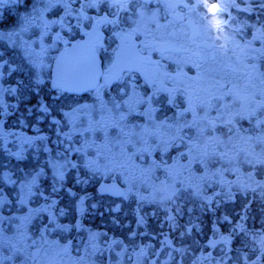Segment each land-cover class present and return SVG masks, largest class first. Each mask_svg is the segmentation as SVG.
Wrapping results in <instances>:
<instances>
[{"label": "snow or ice", "instance_id": "snow-or-ice-1", "mask_svg": "<svg viewBox=\"0 0 264 264\" xmlns=\"http://www.w3.org/2000/svg\"><path fill=\"white\" fill-rule=\"evenodd\" d=\"M139 187L155 245L50 239ZM238 191L264 200V0H0V264H186ZM256 203L216 215L188 264H264Z\"/></svg>", "mask_w": 264, "mask_h": 264}, {"label": "flooded vegetation", "instance_id": "flooded-vegetation-1", "mask_svg": "<svg viewBox=\"0 0 264 264\" xmlns=\"http://www.w3.org/2000/svg\"><path fill=\"white\" fill-rule=\"evenodd\" d=\"M175 153H173L174 155ZM160 175V173H157ZM230 180L235 179L233 176L228 177ZM105 184H112L114 181L112 179H107L101 181ZM115 183L118 184L120 187H126L122 179L115 180ZM98 186V185H97ZM137 190L133 189L135 193ZM219 191V188H217ZM234 191H236L234 189ZM151 189L145 187H139V194L145 196L147 199L140 204L138 199H134L131 195L127 199H121L116 196L112 197H105L102 205V209L104 212L103 216L100 215H89L84 219L85 231L82 233L73 232L71 236L64 237L63 239L60 236H52L50 239L52 240H60L62 243L65 242L67 239H72L73 245H81L83 242H86L88 236V230L91 229L92 231H102L107 232L108 236L111 238L115 236L118 239H123L127 243L130 237L129 229L133 232H144L147 234L146 236H137L134 238L135 245H155L158 239H163L162 236H159V230L161 229V225L164 220L163 210L158 209L157 205L151 203ZM237 199L231 202H227L226 208H221L220 212L216 215H224L225 212H231V216L235 217L238 212H240L241 206L244 204L246 200H252L255 195V200L257 203L254 205L256 211H254L250 218L246 221V227L253 230H261L262 225H264V214L259 212V208L261 204H264V200H261L259 193L253 194L251 192L245 194L242 191L236 192ZM113 202L116 205H119L122 208L120 213H109L108 208L113 206ZM187 207L191 208L193 205L191 203L187 204ZM196 216L200 215V211L195 213ZM216 215H213L211 212L204 214L202 217L203 225H201L205 231L198 235H193V237L187 240V244L192 247V251L188 253L186 264L190 262L192 258L195 256H199L201 253L200 251H196L195 249L200 247V245H204L207 243L208 239H211V232L208 231L210 224L215 223ZM114 216H118L119 220L122 222V227H115L112 224V219ZM140 216L144 217V222L141 225H137L136 221ZM188 216L185 215L181 219V223L186 222ZM195 219V217H193ZM231 230V226L225 224L221 229L224 234H227L225 231ZM165 233H167L168 229L165 227L163 229ZM194 241H199V244L194 243ZM213 251L215 254V250L209 249ZM73 256L76 255L75 252L72 253Z\"/></svg>", "mask_w": 264, "mask_h": 264}]
</instances>
